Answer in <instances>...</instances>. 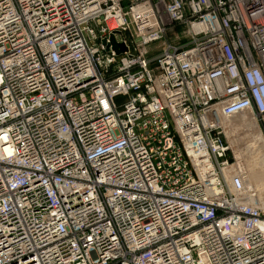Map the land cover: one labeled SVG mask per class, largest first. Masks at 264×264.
<instances>
[{
    "label": "built area",
    "instance_id": "1",
    "mask_svg": "<svg viewBox=\"0 0 264 264\" xmlns=\"http://www.w3.org/2000/svg\"><path fill=\"white\" fill-rule=\"evenodd\" d=\"M249 111L264 0H0V264H264Z\"/></svg>",
    "mask_w": 264,
    "mask_h": 264
},
{
    "label": "rangeland",
    "instance_id": "2",
    "mask_svg": "<svg viewBox=\"0 0 264 264\" xmlns=\"http://www.w3.org/2000/svg\"><path fill=\"white\" fill-rule=\"evenodd\" d=\"M187 39V31L183 26L172 25L165 33V36L162 38V40L154 45V48L160 49L161 46L168 41L180 43L181 41H186ZM244 115H247L248 117L251 116L250 122H253L251 119L253 118L256 126L251 128L245 126L243 122ZM259 133H262L264 137V119L258 117L252 111L237 115L227 122L225 139L230 147L229 157L232 158V160L236 163L237 168L242 171L245 178H248L249 169L253 164H256V162L260 163L262 160L264 161V150L256 141L257 135ZM256 171L259 172V176L261 178L258 183L255 184L254 182L253 184L252 182V186H249L248 184L245 185L251 187V189L254 191L257 197L256 205H258L264 212V207L260 204L259 200L260 198L264 203V177L262 178V174L264 176V168L262 169L261 164L257 167Z\"/></svg>",
    "mask_w": 264,
    "mask_h": 264
},
{
    "label": "bare ground",
    "instance_id": "3",
    "mask_svg": "<svg viewBox=\"0 0 264 264\" xmlns=\"http://www.w3.org/2000/svg\"><path fill=\"white\" fill-rule=\"evenodd\" d=\"M250 117H248L247 115H244L243 116L244 125L247 126V127H249V128H251L253 126H256V123H255V121H254L253 118H251L253 120V122H250ZM256 141H257V143H259L261 145V148L264 150V137H263V134L262 133H259L257 135ZM260 164H261V167L263 169L264 168V161L263 160L260 163L259 162H256V164H253L252 167H250V169H249V174L250 175L248 174V178L247 177L245 178V184L246 185L248 184L249 186H252V182H253V184H254V182H255V184H257L258 181L261 179L260 176H259V172L256 171L257 167L260 166ZM260 174H261V172H260ZM263 177L264 176L262 174V178ZM259 200H260V204L263 205V207H264V203L262 202V200L260 198H259Z\"/></svg>",
    "mask_w": 264,
    "mask_h": 264
},
{
    "label": "water",
    "instance_id": "4",
    "mask_svg": "<svg viewBox=\"0 0 264 264\" xmlns=\"http://www.w3.org/2000/svg\"><path fill=\"white\" fill-rule=\"evenodd\" d=\"M113 42H114V40H113ZM116 48H118V47H120L122 50H124L125 49V47L124 46H115Z\"/></svg>",
    "mask_w": 264,
    "mask_h": 264
}]
</instances>
